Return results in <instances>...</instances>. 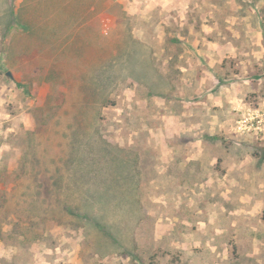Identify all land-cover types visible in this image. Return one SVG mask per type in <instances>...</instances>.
Returning a JSON list of instances; mask_svg holds the SVG:
<instances>
[{"label":"rangeland","instance_id":"obj_1","mask_svg":"<svg viewBox=\"0 0 264 264\" xmlns=\"http://www.w3.org/2000/svg\"><path fill=\"white\" fill-rule=\"evenodd\" d=\"M264 264V0H0V264Z\"/></svg>","mask_w":264,"mask_h":264},{"label":"trees","instance_id":"obj_2","mask_svg":"<svg viewBox=\"0 0 264 264\" xmlns=\"http://www.w3.org/2000/svg\"><path fill=\"white\" fill-rule=\"evenodd\" d=\"M158 255L157 254H154L153 256H152V258H151V264H156V257H157Z\"/></svg>","mask_w":264,"mask_h":264}]
</instances>
